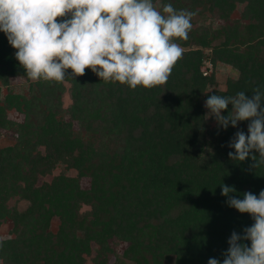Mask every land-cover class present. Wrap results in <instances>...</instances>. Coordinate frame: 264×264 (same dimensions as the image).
<instances>
[{"label":"trees","instance_id":"16d2710c","mask_svg":"<svg viewBox=\"0 0 264 264\" xmlns=\"http://www.w3.org/2000/svg\"><path fill=\"white\" fill-rule=\"evenodd\" d=\"M153 3L194 13L188 39L176 41L182 59L153 89L105 83L91 69L63 83L31 81L0 32V142L14 141L0 146V229L11 224L0 264L222 262L232 232L254 223L220 187L240 199L264 190V165L228 155L249 122L218 129L205 101L264 91V0ZM218 65L238 72L225 89Z\"/></svg>","mask_w":264,"mask_h":264},{"label":"clouds","instance_id":"9594fccd","mask_svg":"<svg viewBox=\"0 0 264 264\" xmlns=\"http://www.w3.org/2000/svg\"><path fill=\"white\" fill-rule=\"evenodd\" d=\"M193 15L170 3L158 10L153 0H0V32L31 81L63 83L91 69L105 83L153 89L167 84L182 59L184 49L176 41L188 39ZM205 107L218 129L249 122L247 134L238 130L230 141L235 151L229 158L240 163L250 159L252 170L264 165L260 87L250 96L243 91L210 94ZM220 187L228 206L250 215L254 223L242 234L233 231L222 262L209 258L208 264H264V190L259 196L245 192L240 199L234 186Z\"/></svg>","mask_w":264,"mask_h":264},{"label":"rangeland","instance_id":"374dc122","mask_svg":"<svg viewBox=\"0 0 264 264\" xmlns=\"http://www.w3.org/2000/svg\"><path fill=\"white\" fill-rule=\"evenodd\" d=\"M206 68H208V72L210 71V69L212 68L211 66H208L203 68V70H206ZM216 74L218 76V87L220 89H225V82L229 77H233L236 78L238 76V72L235 71L233 68L229 67V66H225V65H218L217 69H216ZM70 101L68 100V98H66V104H69ZM209 112V110L207 109V113ZM14 119L19 118V117H13ZM211 124L215 125V118L214 117H209ZM14 141L13 139H11V137H9V135H5L1 142H0V146H7V145H11L13 144ZM61 171V168L57 169L55 171V175L59 174ZM71 175H76V173L74 171L70 172ZM48 180H51V178H49ZM89 186V180H83V187L87 188ZM16 204V200H12L9 203L10 207H13ZM28 204L26 202H20L18 204V209L20 211H24L27 208ZM58 227V220L55 219L53 221V229L56 230ZM10 231H11V224H6L4 225L1 229H0V237L2 238H7L10 235ZM87 264H93V262L91 260H88Z\"/></svg>","mask_w":264,"mask_h":264}]
</instances>
